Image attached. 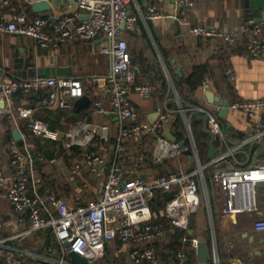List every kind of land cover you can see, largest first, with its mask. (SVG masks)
I'll return each instance as SVG.
<instances>
[{
	"label": "built area",
	"instance_id": "2783aa9c",
	"mask_svg": "<svg viewBox=\"0 0 264 264\" xmlns=\"http://www.w3.org/2000/svg\"><path fill=\"white\" fill-rule=\"evenodd\" d=\"M0 1L9 7L10 12V17L0 15V34L33 38L44 49L69 41L105 37L107 45L103 47V53L111 59V70L106 76L92 78L101 94L95 101L94 115L118 120V123L108 121L103 124L94 120L80 121L64 134L46 130L34 117L35 109L25 105L15 107L13 96L20 91L28 94L49 89L50 95L44 106L51 110H68L73 108L77 99L86 95L85 82L61 76L11 80L7 71L0 68V116H11L17 128V118L27 119L36 135L60 141L66 151L78 148L82 152L79 160L67 165L66 151L60 156L57 152L52 160L44 155L37 156L29 146L25 132H21V140L13 139L7 144L9 164L0 170V264L2 258L6 264H28L30 252L17 258L18 250L10 242L25 240L38 233L54 237L63 254L57 259L58 264H68L65 256L69 252L88 258L91 264L101 262L107 255V246L116 239L120 240L118 255H127L139 264H160L154 248L126 249L133 244H153L166 238L168 228L165 224L153 221L152 200L159 193L174 191L173 197L165 201L166 217L172 228L189 231L191 217L202 204L201 193L204 191L208 201L210 199L206 169L230 157L235 158L243 146L264 143V98L244 97L229 101V111L244 112L253 120L249 137L234 147L222 122L224 106L221 103L190 102L178 93L172 98L167 95L157 108L159 117L151 123L148 114L131 98L137 70L126 32L137 28L138 15L130 11L134 0H76L73 10H62L59 6L60 11L54 16H29L18 12L17 0ZM43 1L52 2L28 0V3L33 6ZM169 1L176 8L178 24L184 29L188 27L192 35L220 39L233 47L239 45L236 34L191 23L189 12L195 8L196 0ZM139 12L148 20L163 16L155 3L147 4ZM247 32L246 51L254 58H264L262 27L256 25ZM224 75L226 83L238 93L237 71L229 67ZM167 76L169 78L168 73ZM200 85L209 92L215 81L206 77ZM135 92L140 100L148 101L152 99L155 87L152 83H143L135 87ZM106 98L110 100V107ZM3 101L4 108L1 107ZM197 115L207 117V127L214 135V141L228 148L226 154L213 158L207 165L201 161L191 125ZM178 116L183 122L184 137L171 140L165 133L174 134ZM186 154L196 162L195 169L178 168L167 174L143 172L147 160L158 165ZM45 159L51 164L62 162L66 166L68 182L73 187L68 200L41 192L43 179L39 174V162ZM213 179L223 196V213L235 216L254 214L257 216L255 230L264 232V209L257 201L258 186L264 184V162L247 164L235 158L234 164L215 169ZM87 196L91 198L87 199ZM7 206L15 215L10 222L4 212ZM7 230L12 233L7 235ZM199 243L200 239L192 240L196 249ZM45 249L47 254L44 256L48 258L57 252L54 246ZM178 259L180 264L186 263L185 250L178 252Z\"/></svg>",
	"mask_w": 264,
	"mask_h": 264
},
{
	"label": "crops",
	"instance_id": "0c3cea01",
	"mask_svg": "<svg viewBox=\"0 0 264 264\" xmlns=\"http://www.w3.org/2000/svg\"><path fill=\"white\" fill-rule=\"evenodd\" d=\"M258 1L196 0L195 8L189 12V19L193 25H207L218 28L226 33L238 35L239 45L237 47L230 46L220 39L201 38L192 35L188 27L184 29L176 21V8L169 0H134L130 5V11L138 15L137 28L133 32L127 31L126 37L130 47L134 50V54L137 53L138 55L144 56L148 60L147 63L151 65V72L149 73L151 78L149 80L154 77H165L168 84L166 96L168 95L170 98L174 97L176 93L179 94L175 80L188 77L195 66H207L209 71L214 72V78L216 80L220 77L221 84L225 83V87L221 88L220 82L218 81V83L214 79V90H211L223 100L232 102L244 97L264 98V58L250 56L244 47V43L249 39L247 31L256 25L262 27V37L264 38V22H259V17L256 14ZM149 3H155L159 6L163 13L162 18L148 20L140 14L139 9L144 8ZM0 5L4 8L1 15L5 14L7 17H10L8 7L4 6L2 1H0ZM75 5L70 0H63L60 9L73 10ZM17 7L18 12L27 13L29 16H54L60 11L57 6H54L51 11L35 13L32 6L28 3V0H17ZM261 16L264 18V13ZM106 45L107 41L105 37L100 35L91 41H69L44 49L33 38L13 34H0V68L7 71L8 78L11 80L35 79L29 77L25 79L16 74V72H24L26 62L30 60L31 66L35 68L48 66L72 67V75L61 77L81 78L84 81H88V83H90L89 81L92 83V78L106 76L111 70V59L109 55L103 53V47ZM163 49L167 52L166 57L171 62L175 76L168 68L165 54L162 51ZM18 60H22V64L24 65L21 71L20 69H15L16 64H19ZM229 67L234 68L238 73V93L236 90H233V93L230 92L226 86V81L224 80L223 82L222 80L224 71ZM179 69H181L180 72ZM149 80L147 78V81ZM151 83L154 84V81L152 80ZM87 88H90L89 84L85 86V92ZM158 93L154 99L149 101L142 102L136 93H133L131 98L133 102L141 106L145 113L150 115L155 113L159 105L164 101V99L161 100L160 94ZM207 93L208 90L198 85L192 95L193 100L196 102H209ZM86 95L91 98V104L82 110H75L74 106L68 110H51L44 106L47 99L41 104L30 103L27 99L18 101L15 95L12 98V104L15 107L25 105L34 108V117L42 123L46 130L60 132L61 134L68 132L75 123L80 121L94 120L101 124L108 121L118 123L116 118H109L106 115H94L95 102L92 100L93 95L91 97L87 92ZM105 101L107 106L110 107L111 103L109 98H106ZM87 109H91L92 111L90 120L84 118V111ZM4 117L6 116H0V155L9 164V158L6 152L7 145L5 147L1 146V142L3 141L2 136L10 131L9 124L12 133L17 127H15L11 116H9V124L3 119ZM197 117L198 115L191 122L195 139V121H200L201 125L198 128L205 132L203 121ZM25 121L29 120L17 118L19 124L18 129L21 132H25ZM222 122L226 129L227 138H229L231 146L234 147L249 137L253 120L244 112L230 110L227 117H222ZM207 136L209 139V143L207 144L208 148L206 149L207 162L205 163L201 158L204 165L212 161V159L210 160L208 158L211 137L209 134ZM214 145L217 149L215 157L222 156L228 152V148L223 146L219 141H214ZM198 149L200 153L199 146ZM235 158L247 162V164L264 162V143L259 142L252 146H243ZM235 158L230 157L217 166L209 167L205 171L210 199L208 201L204 191L201 193L202 204L198 212L192 215L190 230L188 232L189 234H195L194 239H200V242L207 243L210 260L206 263L200 262L198 260L197 249L192 245L193 239L189 241L186 238L184 239V245L190 244V248L187 250L184 249L187 254V251L189 252L194 248V264H264V232H258L254 228V221L257 219V216L249 213H243L237 216L225 215L223 213V196L219 185L213 179L215 169L234 164ZM1 161L4 162L5 160L2 159ZM55 165L58 167L59 178L65 184H70L68 182L66 166L62 162H57ZM162 166L163 171L166 172L174 171L178 168L192 170L197 167V164L189 157V154H186L180 159L167 161ZM145 170H148V174H159V170L155 168L152 169L147 166L143 172ZM257 201L259 206L264 209V184L258 186ZM6 210L7 208L4 209V212H7ZM5 216L8 222L14 219L13 217L8 219L9 215L7 213H5ZM11 233V230H7V235ZM50 239L54 240V237L50 236V234L38 233L25 240L10 242V244L17 248V258L22 257L21 254L23 253L30 252L28 264H58L56 261L63 255L62 250L58 245L56 247L50 245ZM53 243H55V240ZM49 246H54L57 252L53 257L48 258V256L44 255L47 254L45 248ZM117 246H115L114 250V264H139L135 260L129 259L127 255H118ZM134 248H142V244H133L126 249ZM65 261L68 264L71 263L68 255L65 256ZM94 264L113 263L105 262L104 259Z\"/></svg>",
	"mask_w": 264,
	"mask_h": 264
},
{
	"label": "trees",
	"instance_id": "16d2710c",
	"mask_svg": "<svg viewBox=\"0 0 264 264\" xmlns=\"http://www.w3.org/2000/svg\"><path fill=\"white\" fill-rule=\"evenodd\" d=\"M8 9H9V7H8ZM3 11H4V8H3V6L0 5V15L2 14ZM129 50H130V54L132 57L133 65L137 70V80L134 84L133 93H136L135 92L136 86L143 84V83H151L153 80L154 81L153 85L155 87L156 94L154 92L152 99H154L157 96L158 92H159L158 94H160L161 100L165 99L166 93L168 90L167 89L168 84H167V81L165 80V77H160V78L154 77L153 79L149 80L151 78V76H149V73L151 72V70H150L151 65L149 63H147L148 62L147 58H145L144 56H142L140 54L138 55L137 53L134 54V50L132 49V47H130V44H129ZM162 51L165 54V60H166V63L168 65V68L170 69L171 73L175 76V72L172 70L173 67L171 65V62L169 61L168 57H166V55H167L166 50L163 49ZM150 75H152V74H150ZM214 76H215L214 72L209 71L207 66H195L193 68L192 73L188 77L179 78V79L175 80V85H176L177 91L179 92L182 99L188 100L190 102H196L193 100V97H192L196 87L198 85H200L206 77H212L213 79H215ZM147 78L149 81H147ZM79 79H81V78H79ZM13 80H18V79H13ZM81 80H83V79H81ZM222 80H223V82H224V80L226 81L225 75L222 76ZM215 81L220 82V83L219 82L218 83L221 85V88L225 87V83L221 84L222 81H221L220 77L217 80L215 79ZM84 82H85V86L88 84L90 85V88H87L86 92L89 93V95H91V97L93 95V97H92L93 102L99 100L101 94L96 89L93 82L91 83V81H89L90 83H88V81H86V80ZM226 86L230 90V92L233 93L234 88L228 84H226ZM49 95H50L49 89H41L38 91H31L28 94H24L20 91V92H17L15 94V97L18 101H20L21 99H27L30 101V103L32 102V103H40L41 104L44 101H46V99H48ZM143 101L144 100H142V102ZM76 114H79V113H76ZM84 114H85L84 118H86L87 120L91 119V114H92L91 109L85 110ZM3 119L6 121L7 124L10 123V117L9 116L4 117ZM195 119H196V116L193 118V120H195ZM200 125H201L200 121L194 122V126L196 129ZM24 126H25L24 131L27 135V142H28L29 146L33 149L35 154H37V156H40V155L45 156L44 152L46 149L57 148V152H58L59 156L62 155L63 152L66 151L63 148L62 143L60 141L53 140L50 137H47L44 135H36L32 131L29 121H25ZM175 126H176V131L174 132L175 136L177 137V139L183 138L184 134L182 133L183 132L182 129H184V126H183L182 119L179 116L175 122ZM9 128H10V131L6 132L5 135L2 136V138H3V141L1 142L2 147H5L7 144H9L13 140V134L11 131L10 124H9ZM178 131H180V132H178ZM201 133L203 136H207V134L205 132H203V130ZM205 148L207 149L208 146ZM81 153L82 152L78 148L66 151V155H65L66 164L70 165L71 163L79 160L81 158ZM206 156H207V151H205V152L203 151V153L201 154L202 161L206 160ZM2 159H4L5 161L2 162L1 161ZM148 163H149V160H147V166L152 168V169L155 168V169L159 170V174H167L168 172H170V171L164 172L162 169V167H163L162 164L153 165V164L149 163V165H148ZM6 167H8V163H7L6 159L2 155H0V170L6 169ZM39 174L43 179V183L41 185V192L43 194H56V195H59L66 200H68L70 198L71 194L73 193V187L70 186V184H65L64 181L59 178L60 174L58 171V167L55 164H51L50 161L46 160V159H45V161H40L39 162ZM89 198H91V197L87 196V199H89ZM151 207H152L153 214H154L153 221L161 222V223L165 224V226L168 228V234L164 240H161L159 242H156L153 244H151V243L142 244V248L143 249L154 248L156 251V256L160 260V264H180L179 259H178V252L183 250L184 248L186 250L190 248V244L184 245L185 244L184 239L187 238L189 241H191L192 239L195 238V234H189L188 231H183L181 229L172 228V226H171V224H170V222L167 219L166 214H165V210H164L165 209V198H164L162 193H159L155 196V198L151 202ZM6 208H7V210H6L7 212H5V213H7L9 215L8 219H11L12 217L14 218L15 215L13 214L10 207L7 206ZM53 242H54V240H52V239L49 240V244L54 245L56 247L57 245ZM119 244H120V240L116 239L115 241H113L112 243H110L107 246V255L105 257V262H108V263L110 262V263L114 264V262H115L114 250H115V246H117ZM187 258H188V260L186 261L185 264H194L195 263L194 248H192L191 251H189V252L187 251ZM2 259H3L2 264H6L4 258H2Z\"/></svg>",
	"mask_w": 264,
	"mask_h": 264
},
{
	"label": "water",
	"instance_id": "95a60500",
	"mask_svg": "<svg viewBox=\"0 0 264 264\" xmlns=\"http://www.w3.org/2000/svg\"><path fill=\"white\" fill-rule=\"evenodd\" d=\"M63 0H52V2L49 1H43L40 3H36L32 6V9L35 13H42L46 11H51L54 6H61ZM74 4H76V0H70ZM258 10L256 11V14L259 17V22H264L263 16H261L264 13V0H259L257 4ZM19 64H16L15 69H20V71L24 68V65L22 64V60H18ZM181 69H179V72ZM17 75L24 77L27 79L29 78H47L51 76H66V75H72L73 74V68L72 67H57V66H51V67H40V68H35L31 66V61L27 60L26 62V69L24 72H16ZM207 97L210 103H221L224 106V110L221 112L222 117H227L229 110H228V105L229 101L228 100H221L219 96H216L214 92L209 91L207 93ZM91 104V98L88 95H84L83 97L77 99L74 103V109L75 110H82ZM1 107H5V101L1 103ZM159 117V112L152 113L148 115V119L151 123H154L157 118ZM198 119L202 120L204 123V131L210 135V151L208 158L211 160L216 156L217 149L214 145V140L215 137L214 135L208 130L207 127V117L198 115ZM13 138L16 141H19L22 139V134L21 131L16 128L13 130ZM171 140H176V136L172 134L171 132H166L165 133ZM191 152H189L190 154ZM45 156L47 159L52 160L56 157L57 155V148L54 149H46L44 152ZM174 195V191H166L163 193V196L165 198V201L170 200ZM192 232V231H191ZM198 252V260L202 263H206L210 260V254L208 250L207 243L205 242H200L197 248ZM70 261L72 264H91L89 259L86 257H83L79 255L76 252H69L68 254Z\"/></svg>",
	"mask_w": 264,
	"mask_h": 264
},
{
	"label": "rangeland",
	"instance_id": "374dc122",
	"mask_svg": "<svg viewBox=\"0 0 264 264\" xmlns=\"http://www.w3.org/2000/svg\"><path fill=\"white\" fill-rule=\"evenodd\" d=\"M201 132H202V129L197 128L196 132H195V135H196L197 144H198V146L200 148V153L202 154L203 151L204 152L206 151L205 147L208 146L207 144L209 143V139H208V136H203ZM203 161L205 163L207 162L206 160H203Z\"/></svg>",
	"mask_w": 264,
	"mask_h": 264
}]
</instances>
